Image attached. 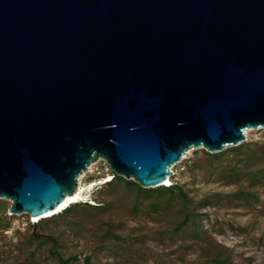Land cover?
I'll use <instances>...</instances> for the list:
<instances>
[{
  "label": "water",
  "instance_id": "obj_1",
  "mask_svg": "<svg viewBox=\"0 0 264 264\" xmlns=\"http://www.w3.org/2000/svg\"><path fill=\"white\" fill-rule=\"evenodd\" d=\"M262 129L264 0H0L10 216L57 211L100 160L155 189Z\"/></svg>",
  "mask_w": 264,
  "mask_h": 264
},
{
  "label": "rangeland",
  "instance_id": "obj_2",
  "mask_svg": "<svg viewBox=\"0 0 264 264\" xmlns=\"http://www.w3.org/2000/svg\"><path fill=\"white\" fill-rule=\"evenodd\" d=\"M253 142L264 143V129L246 132L245 143ZM204 152H187L169 177L171 184L190 195L193 206L210 198L196 224L178 231L184 217L180 201L151 208L155 195L137 199V192L123 185L101 189L95 199L94 192L114 174L100 160L79 178L85 190L79 203L104 202L105 207L85 206L50 222L41 232L64 258L78 256L72 264H84L85 258L92 264H217L216 259L226 264H264V182L252 188L246 181L226 186L212 169H203L208 163ZM245 190L247 195H241ZM34 221L26 213L13 215L10 228L0 232V264H59L49 253L52 244L29 240V223Z\"/></svg>",
  "mask_w": 264,
  "mask_h": 264
},
{
  "label": "trees",
  "instance_id": "obj_3",
  "mask_svg": "<svg viewBox=\"0 0 264 264\" xmlns=\"http://www.w3.org/2000/svg\"><path fill=\"white\" fill-rule=\"evenodd\" d=\"M208 159L203 169H212L213 173L217 175L218 180L226 186L239 185L242 182H249L250 187L261 185L264 182V143L253 142L243 143L235 148H228L221 153L211 154L204 152ZM202 169V167H200ZM202 169V170H203ZM123 185L125 189H133L137 192V199L141 195L148 197L155 195L154 201L151 203V208H156L159 205H169L174 201H180L182 211L184 213L183 219L179 222L177 230L181 231L188 227L191 223L196 224V218L200 212L205 210L210 204L209 197H203L195 206L194 200L185 191L182 186L177 183H172L170 186H161L156 189H143L140 185L132 180H126L116 174L112 175V179L104 184L103 188H99L94 192L96 194L101 189H114ZM245 191H241V195H247ZM137 201V200H136ZM138 203V202H136ZM89 202L80 204L76 202L69 205L65 210L53 215L48 219H41L37 223H29V240L32 243L43 245L46 243L52 244L49 253L59 264H72L78 261V256L64 258L62 254L55 249L54 241L46 239L45 235L41 232L45 225L58 218H66L72 213H77L87 206L94 210H102L105 207L104 202L93 204L90 206ZM10 205L4 200H0V232L7 231L10 228V222L13 216L8 215ZM5 223H7L5 225ZM195 233H199L195 228ZM217 264H226L223 260L216 259ZM84 264H92L89 258L84 259Z\"/></svg>",
  "mask_w": 264,
  "mask_h": 264
},
{
  "label": "bare ground",
  "instance_id": "obj_4",
  "mask_svg": "<svg viewBox=\"0 0 264 264\" xmlns=\"http://www.w3.org/2000/svg\"><path fill=\"white\" fill-rule=\"evenodd\" d=\"M170 182V180L168 179V182L166 183V185H168ZM85 190H82L81 186H79V188L76 190L75 194L72 195V196H68L66 197L64 203H63V207L64 206H67L68 204L70 205L71 203L73 202H77L78 200H80V197L84 194ZM63 207H61L60 209H58L57 211H54L48 215H45L43 217H39V219H36V220H41V219H44V218H48V216L52 215V214H58L59 212H61ZM53 216V215H52Z\"/></svg>",
  "mask_w": 264,
  "mask_h": 264
},
{
  "label": "built area",
  "instance_id": "obj_5",
  "mask_svg": "<svg viewBox=\"0 0 264 264\" xmlns=\"http://www.w3.org/2000/svg\"><path fill=\"white\" fill-rule=\"evenodd\" d=\"M168 185L170 186V185H171V183H169ZM79 201H81V200H78L77 202H79Z\"/></svg>",
  "mask_w": 264,
  "mask_h": 264
}]
</instances>
